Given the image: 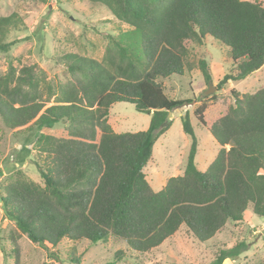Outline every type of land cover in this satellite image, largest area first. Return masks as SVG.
Here are the masks:
<instances>
[{
  "label": "trees",
  "instance_id": "16d2710c",
  "mask_svg": "<svg viewBox=\"0 0 264 264\" xmlns=\"http://www.w3.org/2000/svg\"><path fill=\"white\" fill-rule=\"evenodd\" d=\"M89 1L105 5L116 20L118 32L109 36L101 59L63 55L59 65L68 75L58 83L48 81L36 62L19 68L10 62L0 74L1 126L36 132L63 122L67 130L66 137L39 132L31 147L33 139L27 137L0 181L1 208L19 234L47 250L63 238L96 244L112 236L127 250L148 253L180 228L204 242L229 222L242 221L246 212L264 216V85L245 93L230 90L233 103L207 127L219 148L205 170L196 165L197 139L186 111L181 121L190 145L182 173L153 190L143 172L156 138L170 124L165 123L168 113L184 102L171 98L161 81L190 72L191 50L207 37L227 47L232 65L218 90L259 69L264 64L263 3ZM20 24L15 12L0 16V51L22 39L8 40ZM198 67L210 81L207 61L199 59ZM117 101L150 115L148 127L115 132L109 109ZM205 108L202 102L194 109L204 126ZM30 154L41 184L15 166ZM18 237L9 234L12 264H20ZM246 246L240 241L224 247L210 264L234 260ZM49 255L58 259L52 251ZM125 256L118 250L112 262ZM67 260L79 263L73 248Z\"/></svg>",
  "mask_w": 264,
  "mask_h": 264
},
{
  "label": "rangeland",
  "instance_id": "374dc122",
  "mask_svg": "<svg viewBox=\"0 0 264 264\" xmlns=\"http://www.w3.org/2000/svg\"><path fill=\"white\" fill-rule=\"evenodd\" d=\"M264 5V0H259ZM17 13L22 24L11 30L8 40L20 39L12 44L8 51H0V74L4 73L11 62L16 68L25 63L36 62L48 81L63 82L68 75L59 65L63 55L79 53L101 59L108 45L109 36L116 35L115 19L103 4L89 0H0V16ZM123 25V24H122ZM126 28L125 25L122 26ZM227 47L207 37L200 46L192 48L189 55L194 68L184 75H173L161 82L165 92L173 99L184 102L170 111L169 126L154 142L152 155L143 167L145 177L153 190H159L170 176L182 173L190 145V139L182 128L181 117L187 111L197 139L195 155L196 165L205 170L219 146L207 127L225 113L233 103L231 89L238 93L251 92L264 85V64L246 78L237 82L227 81L218 90L217 83L224 74L231 72V61L227 56ZM205 59L211 72V86L215 89L203 94L209 87L198 67V60ZM205 103L203 111L206 126L202 125L194 114V109ZM150 115L139 112L129 102H114L109 109V123L115 132L138 131L148 127ZM19 127L5 128L0 125V167L2 181L14 165L17 151L30 137L31 147L36 135L51 134L66 137V125L63 122L52 128L30 131ZM228 147V145L226 146ZM33 154L15 166L25 177L38 183L42 180L33 163ZM18 234L20 246V264H76L67 260V254L74 249L79 257L78 264H210L219 250L244 241L243 250L236 259L224 260L223 264H264V216L246 212L239 222H229L204 242H198L180 228L162 245L148 253H135L127 250L124 242L110 237L105 242L89 243L86 239L70 240L63 238L50 250L32 243L24 234H19L14 222L8 219L0 204V264H12V244L9 234ZM123 250L125 257L112 262L116 251ZM56 253L58 259L51 258L49 252Z\"/></svg>",
  "mask_w": 264,
  "mask_h": 264
},
{
  "label": "water",
  "instance_id": "95a60500",
  "mask_svg": "<svg viewBox=\"0 0 264 264\" xmlns=\"http://www.w3.org/2000/svg\"><path fill=\"white\" fill-rule=\"evenodd\" d=\"M213 89H215V87H212V86H211V82L209 81V87H208V89H206V90L204 91L203 94H208V93H210V91L213 90ZM169 117H170V112L168 113V115H167V117H166V121H165V123L169 121Z\"/></svg>",
  "mask_w": 264,
  "mask_h": 264
}]
</instances>
